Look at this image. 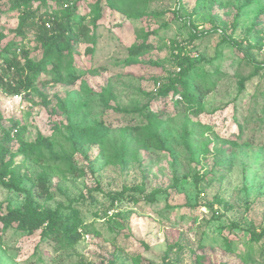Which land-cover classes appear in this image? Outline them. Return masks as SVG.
Wrapping results in <instances>:
<instances>
[{"label": "rangeland", "instance_id": "1", "mask_svg": "<svg viewBox=\"0 0 264 264\" xmlns=\"http://www.w3.org/2000/svg\"><path fill=\"white\" fill-rule=\"evenodd\" d=\"M45 2L25 11L63 14L75 3L85 19L90 34L73 55L81 75L53 83L40 74L18 99L0 86V204L24 207L19 186L38 209L58 208L67 224L76 217L81 239L60 248L11 228L0 233V264H264V69L252 66H264V0H148L125 13L102 1L99 16L96 0ZM14 3L0 0V53L19 39ZM27 40L39 61L31 31ZM141 44L152 48L135 51ZM179 53L187 88L213 86L198 107L158 95ZM140 108L158 114L162 147L118 112ZM14 125L27 142L48 138L50 151L20 153L5 138ZM67 126L94 133L73 148Z\"/></svg>", "mask_w": 264, "mask_h": 264}, {"label": "trees", "instance_id": "2", "mask_svg": "<svg viewBox=\"0 0 264 264\" xmlns=\"http://www.w3.org/2000/svg\"><path fill=\"white\" fill-rule=\"evenodd\" d=\"M30 0H14V4L18 9H21L19 24L16 29V34L19 39L13 40L6 45L0 53V86L8 94L14 95L33 89L36 82H40L39 75L44 74L50 76L53 83L60 81L74 82L81 73H78L74 64V48L79 43L80 39L89 37V28L84 24L83 16H76L75 3H71V8L68 7L63 14H51L45 10L42 15L36 12H27V6ZM45 4L46 0H41ZM104 1L106 5L114 10L125 13L126 10L146 4L148 0H96L95 11L97 16L100 15V3ZM66 3L70 4L69 1ZM47 18V20H46ZM31 31L33 42L36 48L42 53V58L33 62L28 55V40L27 33ZM95 45V40L91 41ZM152 48L151 45L141 44L135 51H145ZM180 50V49H179ZM88 51V50H87ZM182 51V50H180ZM182 53V52H181ZM175 66L179 69L178 74L173 78H169L168 84L164 86L158 95L160 98L168 97L172 94L177 96L179 100H175V104L183 103L191 108L198 107L203 98L213 91V86L196 84L192 89L186 87L183 79L186 75V70H182L185 62L181 58V54H177ZM20 57V60H17ZM253 74L257 75L259 71L264 69L260 63L252 62ZM46 83V81H41ZM240 87H243L244 81L239 82ZM124 117H131L136 120V124L130 127V130L138 135H143V141L149 147H162L161 140L152 129L160 122L158 114H154L145 108L134 109L132 111L119 110ZM70 138L69 141L73 148L76 145L87 139L90 135L93 136L94 128L92 126H67L66 127ZM16 129V133L11 135V132ZM24 129L19 130L18 126L5 134L6 139H15L18 144L20 153L26 155H37L41 150L51 149V144L48 138L38 134L33 141L27 142L23 138ZM5 150L0 145V160L3 158ZM55 156V155H54ZM41 159V157H35ZM47 177L44 173L40 174L36 181L38 189L37 196L40 198L48 197L49 191L46 186ZM12 188L25 195V206L21 208H11L10 206L3 208L0 204V233L3 235L9 229L15 228L20 233L33 234L40 231V239L49 241L60 248H70L74 246L81 236L76 232L78 219L73 218L72 223L67 224L65 219L61 217L59 209L40 210L36 207L31 198V193L28 190L19 186ZM137 188H124L123 193H137ZM113 202L114 196H108ZM252 238L257 241L258 238L253 234ZM213 264V263H208Z\"/></svg>", "mask_w": 264, "mask_h": 264}, {"label": "built area", "instance_id": "3", "mask_svg": "<svg viewBox=\"0 0 264 264\" xmlns=\"http://www.w3.org/2000/svg\"><path fill=\"white\" fill-rule=\"evenodd\" d=\"M14 98H15V99H18V96L15 95ZM15 133H16V129H14V130L11 132V135H14Z\"/></svg>", "mask_w": 264, "mask_h": 264}]
</instances>
